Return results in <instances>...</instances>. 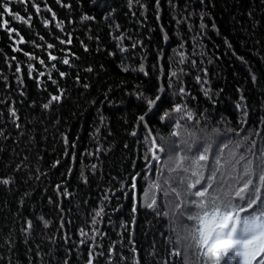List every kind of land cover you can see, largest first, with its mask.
Returning <instances> with one entry per match:
<instances>
[{
  "label": "trees",
  "instance_id": "1",
  "mask_svg": "<svg viewBox=\"0 0 264 264\" xmlns=\"http://www.w3.org/2000/svg\"><path fill=\"white\" fill-rule=\"evenodd\" d=\"M7 6L10 13L0 7V181H9L0 183V264H204L195 245L187 256L175 245L176 230L195 224L180 215L187 180L178 181L190 173L171 172L181 197L169 189L173 206L161 200L150 209L155 168L167 177L173 165L153 162L148 173L146 159L196 155L209 139L213 152L229 144L226 159L237 143L250 159L249 149L259 155L264 0ZM54 95L61 99L49 104Z\"/></svg>",
  "mask_w": 264,
  "mask_h": 264
},
{
  "label": "snow or ice",
  "instance_id": "2",
  "mask_svg": "<svg viewBox=\"0 0 264 264\" xmlns=\"http://www.w3.org/2000/svg\"><path fill=\"white\" fill-rule=\"evenodd\" d=\"M9 2L10 0H4L0 5L5 13L11 11L7 6ZM17 18L19 19V17ZM202 27L204 26L202 25ZM61 43H65V41L62 40ZM51 59L55 60L56 57L52 56ZM63 63L68 64L69 61L65 59ZM140 70L143 71V68ZM173 74L175 75V73ZM60 99V96L54 95L49 104ZM159 99L161 97L157 96L154 100H148L149 110ZM49 104H45L44 108H47ZM173 111L179 113L181 109L176 107ZM12 114L15 116V112ZM188 115L191 117V113ZM143 120L144 116H141L140 121ZM172 135L175 136L177 133L173 132ZM241 146V143H237L235 149L229 154L230 158L226 159L223 154L226 149H229V144L225 143L223 147H218L217 152H213L212 141L209 139L203 151L197 149L198 154L196 155L189 156L184 153L175 156L173 154L168 161H165L163 157L154 153L151 159H146L145 171L148 173L154 170L153 162L155 165L166 163L173 165L167 177L164 176L162 167L155 168L158 173L157 179L149 184L147 198L149 202L146 203V207L150 209L158 206V202L161 200L166 202L169 207L173 206L172 201L167 199L169 189L177 198L181 197V191L173 186L171 172L181 170L190 173L189 177H182L178 181L183 187L187 180L183 192L185 211L180 215L186 216L187 220L194 221L195 224L185 226L184 234H181L178 229L176 230L175 245H184L186 256L189 249L195 245L196 249L201 250L205 257L204 264H264V148L260 149L259 155L249 149V152L255 157V159H250L247 154L239 151ZM151 148L156 149V153L164 151L163 146L157 147L155 141L152 142ZM185 164L188 167H185ZM224 168L227 170L221 171ZM131 179V186L135 190L137 187L136 176ZM229 181L235 182V189ZM0 183L8 184L9 181L2 180ZM165 185L168 187L166 188ZM190 197L197 199L192 200L189 199ZM132 199L134 201L132 211L135 213L137 197L134 195ZM176 207L179 208V205ZM188 208H192L194 211L189 212ZM102 211V209L97 211L95 216L100 217ZM242 213L248 214L242 215ZM159 214L157 211V215ZM165 215L167 214L165 213ZM95 222L93 220V223ZM189 240L192 243L185 244ZM173 255L179 256L180 252L175 251ZM185 264H189V262L185 261Z\"/></svg>",
  "mask_w": 264,
  "mask_h": 264
}]
</instances>
